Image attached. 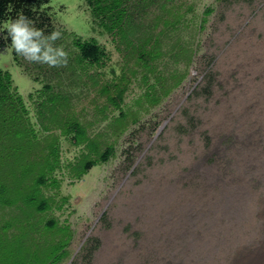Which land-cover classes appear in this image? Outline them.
Returning a JSON list of instances; mask_svg holds the SVG:
<instances>
[{
	"label": "rangeland",
	"instance_id": "obj_1",
	"mask_svg": "<svg viewBox=\"0 0 264 264\" xmlns=\"http://www.w3.org/2000/svg\"><path fill=\"white\" fill-rule=\"evenodd\" d=\"M139 1L129 0V8L141 33L164 29L163 20L172 15L162 4L181 15V23L162 37V50L181 38L193 49V60L187 78L156 107L143 102L139 108L136 101L146 89L141 74L133 78L124 106L140 109L139 122L120 136L109 127L119 111L111 107L106 118L99 111L107 103L100 86L113 79L112 69L121 73L123 53L94 23L85 0H51L49 6L67 52L75 50L72 34L106 46L111 60L99 69L98 86L66 70L69 56L56 67L23 55L16 61L0 29L6 42L0 70L11 73L34 123L44 107L38 101L36 110L29 96L48 80L72 95L93 136L116 140V155L79 180L67 166L86 151L61 138L65 169L57 175L58 201H67L45 216L73 232L69 256L60 264H235L245 251L264 245V0H156L146 12L136 7ZM208 8L213 13L203 26ZM158 67L164 74L186 71L168 54ZM10 213L0 210V220ZM3 250L12 249L1 242L0 256Z\"/></svg>",
	"mask_w": 264,
	"mask_h": 264
},
{
	"label": "trees",
	"instance_id": "obj_2",
	"mask_svg": "<svg viewBox=\"0 0 264 264\" xmlns=\"http://www.w3.org/2000/svg\"><path fill=\"white\" fill-rule=\"evenodd\" d=\"M85 1L94 23L113 37L118 43V50L123 53L121 73L117 74L112 69L113 79L100 86L107 103L99 111L104 114V118L111 107L114 111H119L109 127L116 136H120L132 124L139 122L140 109L127 110L124 106L133 78L141 74L146 89L143 98L136 101L139 108H144L143 102L148 104V108L156 107L187 78L193 60V49L179 38L171 44L169 51L163 52L162 37L166 30L176 28L181 23V15L174 14L166 4H162V9L172 15V19L169 17L163 20L164 29L157 33L150 30L141 33L142 26L135 22L129 0ZM155 1L140 0L136 7L146 12L148 6ZM50 2L51 0H0V29L10 18H15L22 12L37 27L43 28L45 35L50 34L55 28L52 14L49 16ZM212 13V8L205 10L203 26ZM158 24L159 21L155 27ZM72 38L75 50L68 51L71 62L66 70L73 77L84 74L94 81V86L100 85L98 76L103 72H99V69L107 67L111 60L106 46L95 38L85 40L73 34ZM8 41L11 43L10 37ZM54 43L57 46L63 45L60 39ZM5 46L6 42L1 39L0 48ZM14 54L17 61L18 54L15 50ZM166 54L175 63H184L186 71L177 69L164 74L158 67V60ZM78 69L81 75L77 72ZM92 69H95L93 74L89 72ZM57 74L60 75L59 70ZM61 83L62 79H59L57 87ZM43 85L39 94L29 96V104L36 105L41 101L39 105L44 107L42 114L36 117L37 123H34L31 110L14 86L11 73L0 70V210L11 209L10 216L0 220V243L5 248L12 249L2 251L0 264H60L69 256L67 247L73 235L70 226L61 225L55 217H45L55 206L62 209L67 201V198L58 201L62 180L57 175L65 169L62 161V137L70 138L74 145L83 146L86 151L78 163L67 166L70 174L79 180L116 155V140L107 142L102 135L93 136L90 133L93 125L80 119L69 92L62 89L56 91L48 80ZM48 191H53V194H48Z\"/></svg>",
	"mask_w": 264,
	"mask_h": 264
},
{
	"label": "clouds",
	"instance_id": "obj_3",
	"mask_svg": "<svg viewBox=\"0 0 264 264\" xmlns=\"http://www.w3.org/2000/svg\"><path fill=\"white\" fill-rule=\"evenodd\" d=\"M51 17V13L49 12ZM6 30L7 39L11 38V45L18 55L32 62L48 64L50 67L66 65L68 63V52L63 46L55 45L62 33L53 28V31L45 35L43 28L20 12L15 18H10L3 25Z\"/></svg>",
	"mask_w": 264,
	"mask_h": 264
},
{
	"label": "bare ground",
	"instance_id": "obj_4",
	"mask_svg": "<svg viewBox=\"0 0 264 264\" xmlns=\"http://www.w3.org/2000/svg\"><path fill=\"white\" fill-rule=\"evenodd\" d=\"M259 239H261V238H259ZM246 249H247V247H246ZM259 249L260 250H258V248H257V249H255V251L251 250V252H246L244 250L245 251L244 254L242 256L240 255L241 257L238 258L237 262H234V263L235 264H264V245L262 246V248H259Z\"/></svg>",
	"mask_w": 264,
	"mask_h": 264
}]
</instances>
